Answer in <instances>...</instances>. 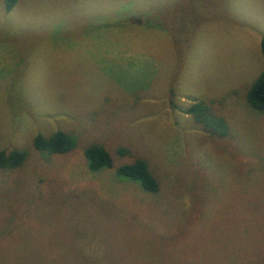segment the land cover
Masks as SVG:
<instances>
[{
    "label": "rangeland",
    "instance_id": "374dc122",
    "mask_svg": "<svg viewBox=\"0 0 264 264\" xmlns=\"http://www.w3.org/2000/svg\"><path fill=\"white\" fill-rule=\"evenodd\" d=\"M262 35L264 0H0V149L28 152L0 169V264H264ZM59 129L76 146L40 155ZM136 158L157 192L116 177Z\"/></svg>",
    "mask_w": 264,
    "mask_h": 264
},
{
    "label": "trees",
    "instance_id": "16d2710c",
    "mask_svg": "<svg viewBox=\"0 0 264 264\" xmlns=\"http://www.w3.org/2000/svg\"><path fill=\"white\" fill-rule=\"evenodd\" d=\"M16 0H4L6 9L12 8ZM260 51L264 60V35L260 38ZM246 101L250 108L255 111L264 112V66L252 82L246 92ZM190 113L201 129L211 136L223 137L228 132V125L223 116L217 115L207 103L194 102L186 110ZM77 144V139L71 133L63 130H55L48 136L36 133L32 145L42 156L64 154L71 151ZM119 151H126L120 148ZM87 167L91 172H97L113 165L112 156L100 144L92 143L84 148ZM28 152L26 149H12L6 151L0 149V169L10 170L20 167L26 160ZM119 179L135 182L139 187L150 193L158 191L159 184L149 170L148 163L142 158H136L132 162L123 163L115 170Z\"/></svg>",
    "mask_w": 264,
    "mask_h": 264
}]
</instances>
